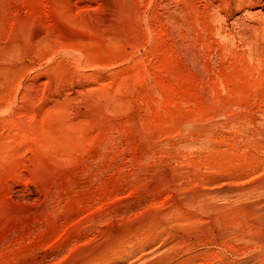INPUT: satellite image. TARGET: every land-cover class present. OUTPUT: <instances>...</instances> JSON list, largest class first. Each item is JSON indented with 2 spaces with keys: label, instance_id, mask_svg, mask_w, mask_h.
<instances>
[{
  "label": "rangeland",
  "instance_id": "374dc122",
  "mask_svg": "<svg viewBox=\"0 0 264 264\" xmlns=\"http://www.w3.org/2000/svg\"><path fill=\"white\" fill-rule=\"evenodd\" d=\"M0 264H264V0H0Z\"/></svg>",
  "mask_w": 264,
  "mask_h": 264
},
{
  "label": "bare ground",
  "instance_id": "6f19581e",
  "mask_svg": "<svg viewBox=\"0 0 264 264\" xmlns=\"http://www.w3.org/2000/svg\"><path fill=\"white\" fill-rule=\"evenodd\" d=\"M246 1H248V0H246ZM239 2H240V1H239ZM248 7H249V6H248ZM244 8H245V7H244ZM102 15H104V14H102ZM68 49H72V48H68ZM73 49H74V48H73ZM73 49H72V50H73ZM76 49H78V48H76ZM74 53H77V52H74ZM78 53H79V52H78ZM78 55H79V54H78ZM80 55H81V54H80ZM76 57H77V56H76ZM75 59H76V58H75ZM77 59H78V58H77ZM77 59H76V60H77Z\"/></svg>",
  "mask_w": 264,
  "mask_h": 264
}]
</instances>
